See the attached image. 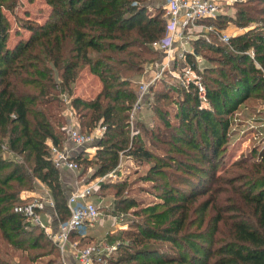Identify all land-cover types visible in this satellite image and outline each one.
Listing matches in <instances>:
<instances>
[{
	"label": "trees",
	"instance_id": "16d2710c",
	"mask_svg": "<svg viewBox=\"0 0 264 264\" xmlns=\"http://www.w3.org/2000/svg\"><path fill=\"white\" fill-rule=\"evenodd\" d=\"M153 1L46 0L52 8L50 17L44 23H22L28 37L11 44V22L3 9L11 12L18 0H0V236L14 250L28 255L51 248L62 256L52 236L15 209L31 201H22L21 192L34 190L38 181L49 188L58 219L65 222L71 216V193L62 183V169L51 158L52 145L63 148L68 140L66 94L72 97L71 108L78 112L82 132L105 128L93 145V158H73L80 168L82 164L96 166L90 181L118 168L121 152L148 168L142 181L156 183V176L164 178L156 193L150 192L156 197L151 203L125 196L127 182L102 184L104 192L116 189L115 213L134 209L140 218L121 232L127 243L117 248L110 264H264V149L214 176L212 190L207 189L204 177L186 175L203 171L206 163H212L213 174L231 125L223 116L252 95L264 100V20L222 47L205 38L194 41L198 54L201 48L208 50L219 64L212 68V73H218L212 87L205 83L210 109L200 108L199 92L191 85L177 121L171 123L159 114L157 131H149L157 146L152 147L153 143L131 133L130 110L137 100L134 83L143 71L142 52L153 48L152 43L166 32L167 20L160 8L158 15H147ZM244 2L236 18L247 25L264 7L255 5L256 0ZM226 19L219 14L203 22L221 30L230 22ZM194 61L193 54H188V62L193 65ZM86 70L102 84L96 98L89 101L74 95ZM163 124L181 135L173 132L171 139L162 138ZM196 135L199 139L194 141ZM182 141L196 154L181 151L178 144ZM180 153L187 159L179 157ZM204 196L210 201L196 205ZM209 209L212 224L203 229ZM71 238L80 236L73 232ZM82 240L89 241L90 236Z\"/></svg>",
	"mask_w": 264,
	"mask_h": 264
},
{
	"label": "rangeland",
	"instance_id": "374dc122",
	"mask_svg": "<svg viewBox=\"0 0 264 264\" xmlns=\"http://www.w3.org/2000/svg\"><path fill=\"white\" fill-rule=\"evenodd\" d=\"M153 2V5H149L147 12L148 16H153L155 14L158 15L162 11L165 13L163 0H154ZM241 3L245 2L220 0L222 8L221 14L227 17L226 21L230 20V22L225 24L226 27L221 29L225 35L229 36L234 35L237 32L241 34L248 32L256 27H259V25H261L260 21L264 20L263 10L262 13L254 16V22L247 25L239 23L236 18V12L240 7H242ZM254 4L264 7V0H256ZM159 8L161 12L158 11ZM3 12L11 22V35L8 42L15 44L21 39H26L28 37V33L23 28L22 23L28 22V20L36 23H44L50 17L52 8L46 2V0H18L15 9L10 12L4 8ZM204 20L205 19H203L200 23L205 24L203 22ZM214 35L215 34L210 31V28H205L203 26H197L193 29H190L189 31H186L187 40L190 39L192 42L197 39L205 38L209 43L214 42L216 46L226 45L225 41L222 40L219 35ZM200 50V62H197V64L195 63L196 61H194L193 64L195 63L196 67L200 69L203 82L212 87V79L218 78V73H212V68L219 64L215 62L216 58L212 59L213 56L210 51L203 50V48ZM144 51L142 52V57L144 60V63H142L143 71L137 76L136 82L134 83V91L137 94V100L133 108L130 110V115L132 118L130 131L133 135L138 133L139 136L142 137L147 143H153L154 146L152 147H155V141L151 139L149 131H157V123L160 121L159 114L163 113V117H168L171 123L172 121H177L176 114H182L181 103L183 102L184 95L186 94L188 87L183 84L185 78H183L184 72H182V68L179 66L178 62H174L172 60V56L170 58V56H167L165 52H162L158 49H153L150 46L146 52L153 51L155 54H145L146 52ZM242 63L243 62H238L237 64L240 65ZM199 69L197 70L199 71ZM152 72L153 76L151 77L153 81L151 83L140 82L141 76L147 75V78H150ZM82 75L83 76L80 77L76 84L74 95L83 97L88 101L94 100L101 90V83L98 81L95 75L91 74L89 71H84ZM143 85H148V88L144 94L140 92V88ZM214 85H216V83ZM160 97L163 99H160ZM65 98H67L66 101ZM71 99V96H66V94L63 95V101L66 105L65 109H67L66 111H68V108L70 110L73 109L71 108ZM199 101L200 108L202 107L210 109V104L207 100H204L199 96ZM65 116L66 121L69 122V130H71L72 127H76L81 130L78 112L73 111L72 120L74 122L76 121L75 125H73L70 121V115L66 114ZM223 117V119H227L231 125L227 134V143L223 147V155L220 158L221 162L219 161L220 159H218L216 162L220 163L217 170L212 174V163H206L202 164L203 171L194 170V172H187L186 174L192 177H196L197 175L199 177H204V179L207 181V189L210 188V190H212V181L214 182V176L225 174L237 161L249 159L254 154L258 156L259 153L264 149V100L262 98H257L256 96L252 95L243 103V105L236 109L230 110L229 113ZM140 127L142 128L141 130ZM100 128L101 127H96L89 132L86 131L89 135L94 137V142H91L92 144L90 147H93L95 142H97V140L103 136L104 131ZM200 130H202L201 132L204 133L206 131L204 128ZM160 132L161 137L164 139H171L170 134L173 132L177 133V135H181L178 130L172 127L167 128L164 126V124L162 125ZM194 139V141H197L199 136L196 135ZM161 147L166 146H163L162 144ZM178 147L183 152L192 153L193 155L196 154V151L184 141L180 142ZM120 154L122 168L121 170H118L116 178L106 177L102 179L103 177H100L91 180L98 186V189L94 193V195H97V197L92 200L100 208L102 214L101 222L104 220L110 222L109 229H111V231H109L102 238L96 236V238H90L89 241L81 240L80 244L84 247H93V250H96V255H100L106 259V264H110L111 259L116 257L117 248L120 247L121 244L127 243L121 232L128 229L134 221H138L140 218L135 216L134 209L127 212L115 213L113 208L114 201L116 199V189L114 187L106 188L104 192L101 190L102 184L110 185L109 183H112L113 181L117 182L118 184L127 182L124 192L125 196H133L139 200H145L146 203H151L152 201H155L156 197L154 196V193H156L155 191L158 190V184L164 182V178L162 176H156V183L149 180L142 181L141 178L146 176L148 168L140 165L138 161L128 157V155L123 154V152ZM5 156L7 158L13 159L14 161H19V163H22L23 161L22 157H17L14 154H5ZM178 156H182V153H180ZM182 157L183 159H187L184 155ZM95 167V165L87 167L85 164H82L80 170L78 171V176L82 180L89 182L91 174L95 171ZM178 180L181 182L183 181L181 178ZM35 183L34 190H24L21 192L22 201L32 200L31 196L33 193L43 191L42 184H40L38 181ZM220 187L222 188V186ZM151 191L154 193H150ZM100 195L105 197L103 198ZM207 196L201 197L198 202H196V205L200 204L206 199L207 201H210V198ZM199 208L202 209V206ZM227 217H230V214H228ZM203 221V229L209 227L212 224V210H208ZM32 223L36 224L35 222ZM30 253L31 254L28 255L27 253L14 250V248L6 243L0 236V264H64L63 257L55 249H37L32 250Z\"/></svg>",
	"mask_w": 264,
	"mask_h": 264
},
{
	"label": "built area",
	"instance_id": "2783aa9c",
	"mask_svg": "<svg viewBox=\"0 0 264 264\" xmlns=\"http://www.w3.org/2000/svg\"><path fill=\"white\" fill-rule=\"evenodd\" d=\"M164 9L167 20L166 32L164 37L152 43V47L165 52L170 58L172 56V60L178 62L182 68V72H184L183 78L185 79L183 84L188 88L193 85L194 88H197L199 96L207 100L206 85L201 77L200 69L198 67L194 68L195 63L200 62L201 58L194 50L185 49L184 45L187 40L186 31L197 26L210 28L211 32L219 35L226 43L230 41L231 37L225 35L222 30L212 25L200 23L203 19H212L222 13L220 0H164ZM179 46H182V50L178 52L176 57L172 53ZM188 54H193L196 61L193 64L194 66L188 62ZM147 88L148 85L141 86L140 92L144 94ZM67 114L70 115L69 119L75 125L76 121L72 120L73 111L68 109ZM100 129L105 130L104 127ZM93 140V136L82 132L76 127H72L68 134L67 143L63 148L55 145L51 147V158L55 166L60 169H71L78 172L80 165L73 159L70 150L67 148V144L71 143L75 146H83L93 142ZM116 175L117 171L114 170L102 179L106 177L116 178ZM94 190L95 185H91L70 194L68 208L71 216L65 222L59 220V227L55 232L50 225H46L40 218V213L48 203L54 209L55 215L58 218L55 203L51 197H34L31 201L18 205L15 210L31 219L32 222L40 224L52 236V239L58 244L62 253L71 247L75 259L79 264H106V259L100 255H96V250H93V247L80 245L81 240L89 236L90 229L102 216L99 206L90 199L94 194ZM73 232H77L80 238L72 241L71 235Z\"/></svg>",
	"mask_w": 264,
	"mask_h": 264
},
{
	"label": "crops",
	"instance_id": "0c3cea01",
	"mask_svg": "<svg viewBox=\"0 0 264 264\" xmlns=\"http://www.w3.org/2000/svg\"><path fill=\"white\" fill-rule=\"evenodd\" d=\"M163 2H164V0H163ZM239 34H241V33L237 32L236 34L229 35V36L231 37V36H236ZM187 44H189V45H187ZM193 44H194V42H192L189 39V40H186L184 47L187 50H194L195 51ZM181 50H182V46H179L178 49L173 51L172 55H175L177 57L178 52H180ZM87 71L88 70H86L85 72H87ZM151 76H153V72L151 73L150 78H147V75L141 76L140 82L151 83L153 81ZM96 78L98 79V81H100L98 77H96ZM100 83H101V81H100ZM101 87H102V84H101ZM67 148L70 150L73 158L78 157V156L93 158L96 154V148L94 146L90 147V144L83 145V146H75L71 143H68ZM93 149H95V150H93ZM121 168L122 167H121V163H120V166L118 168H116L115 170L118 172V170H121ZM61 174H62V183L70 191V193L76 192L77 190H80L82 188H85V187L91 186V185H95L94 193L98 189V186H96V183H94L93 181L87 182V181L82 180L78 176V172H75L71 169H62ZM42 186H43L42 187L43 191L33 193L31 196L32 199L34 197H37V196H44V198H47V197L52 198L49 188L43 184H42ZM96 197H97V195L93 194V196L90 199L92 200ZM40 218L46 225H50L54 232L58 230L59 219L55 215V211L51 207V205H49V203L45 205L44 210L40 213ZM101 219H102V217H100V219L90 229V232H89L90 238H96V236H98L99 238H102L109 231H111V229H109L110 222L106 221V220L101 222ZM72 252L73 251L71 250V247H69L64 253H62L64 264H79V262L75 259V256Z\"/></svg>",
	"mask_w": 264,
	"mask_h": 264
}]
</instances>
